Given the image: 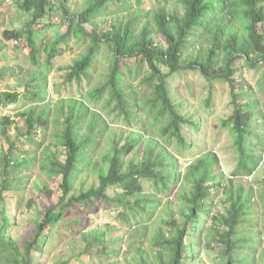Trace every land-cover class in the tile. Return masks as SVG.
Masks as SVG:
<instances>
[{
  "label": "trees",
  "instance_id": "obj_1",
  "mask_svg": "<svg viewBox=\"0 0 264 264\" xmlns=\"http://www.w3.org/2000/svg\"><path fill=\"white\" fill-rule=\"evenodd\" d=\"M69 1L22 0L20 7L30 17L22 27L2 32L5 40L26 45L37 67L24 75L26 95L45 100L46 73L57 43L45 46L43 66L36 35L53 26V16L45 17L56 7L69 22L64 35L90 38L64 80L87 77L105 44L111 51L106 80L88 90L86 98L97 102L107 93L106 102L115 101L124 124L117 130L109 127L86 100H59L54 108V123L60 128L55 133L57 148L42 145L39 156L31 146L37 144L35 131L47 125L51 112L46 101L41 110L30 106L23 113L24 132L16 127V138L23 136L26 149L11 139L10 117H1L0 132L8 149L0 158V264H35L33 251H41L60 223L83 242L82 253L109 258L105 264H187L210 243L217 249L219 264H264V171L258 172L264 164V135L257 130L264 110L243 74L244 68L259 71L257 88L264 95V0H153L149 16L142 8L145 0H85L75 14L66 6ZM173 1L181 12L168 10ZM109 14L106 25L98 23L99 16ZM86 23L94 25L90 31ZM154 34H161L165 45ZM132 58L137 71L144 66L140 81L150 90L147 94L125 80L123 65ZM181 70H196L208 81L228 84L233 110L220 122L231 134L238 158L231 174L213 150L182 168L171 149L190 146L191 138L182 128H199L195 114L173 98L167 86L169 75ZM18 97L16 91H2L0 105ZM131 123L145 126L133 129ZM102 139L107 149L95 158ZM37 161L46 177L60 175L58 201L37 211L26 231L12 237L3 191L17 189L23 170H31ZM76 206L80 208L67 217L68 209ZM103 208L114 212L120 227L111 221L90 226L89 213ZM121 227L126 234L119 233ZM124 243L127 249L120 256Z\"/></svg>",
  "mask_w": 264,
  "mask_h": 264
},
{
  "label": "rangeland",
  "instance_id": "obj_2",
  "mask_svg": "<svg viewBox=\"0 0 264 264\" xmlns=\"http://www.w3.org/2000/svg\"><path fill=\"white\" fill-rule=\"evenodd\" d=\"M21 1L0 0V93L2 91H16L19 93L17 101L7 106L0 105V119L2 116H8L12 121L11 124L7 125L11 139L13 141L18 140L19 143L24 141L23 136L16 138V127L19 128L20 132L26 130L25 119L22 116L23 113L30 106H34L36 111L41 110L42 104L46 101V108L51 113L48 117L47 125L35 131V142L40 147H37V144H35L31 146V149L32 152L36 153L39 150V156L42 145L50 144L52 151L56 149L57 147L54 146V141L56 140L55 133L60 128L54 123V116L56 114L54 108L57 106L59 100L67 98L86 100V102L103 114L109 127L117 130L124 124V119L118 111L115 101L108 104L106 102L107 93H104L97 102H92L86 98L88 90L98 87L100 83L105 82L106 67L111 56V51L105 44L101 45L100 50L94 58L92 67L87 70L88 76H81L79 81L67 83L64 78L69 66L73 64L74 60L85 53L90 38L84 34L76 37L73 32L64 35L68 29L69 22L68 19L62 17V13L56 7H53L45 17L57 16L55 21L52 17L51 22H53V26L46 28L45 31L39 32L36 35L39 61L43 66L47 54L44 49L45 46L57 43L56 55L52 58V65L46 73L45 100H36L31 95H26L28 89L22 83L25 81L24 75L27 77V73L33 72L37 67L31 63L26 45L20 43V41L15 43L11 40H5L2 36L3 30L20 28L30 17V14L20 7ZM83 1L85 0H70L66 6L71 13L75 14L85 6ZM155 4L156 2L153 0H145L143 2L142 8H145L149 12L147 16L152 14ZM175 8L179 12L182 11L180 5L173 1L169 4L168 10ZM108 12L112 15L114 11ZM111 15L99 16L98 23L106 25L111 19ZM93 26L91 23H86L84 28L86 31H90ZM154 38L162 45H165V40L161 34H154ZM135 65L136 63L133 58L123 65L122 71L125 80L133 83L137 91H144L147 94L150 90L146 84L142 85L140 81L144 73V66L140 67L139 71H137ZM40 69H43V67ZM166 69L164 67L163 71H166ZM243 74L255 87L257 91L255 93L260 98L261 108L264 110V95H261L257 88L259 71L254 72L251 68H244ZM166 82L170 95L178 101L182 100L187 111L193 112L196 117L195 119L199 120V128L196 131H190L189 127H185L186 129L182 128L183 132H186L191 138L188 140L190 146L181 149L176 147L171 148L178 155L181 167L183 168L187 164H191L192 160L197 159L200 154L213 150L219 156L222 168L226 173L231 174L234 172L238 158L232 143V136L228 129L223 127L220 122L221 118L229 116L233 110L228 84L220 79L208 81L196 70L173 72L166 79ZM208 100L209 103L207 102ZM257 119V130L261 135H264V116ZM141 125L145 126L143 123L130 124L133 129H139ZM99 144L100 147L97 149L98 152L95 158H99L102 150L107 149L103 139ZM27 146V144L20 145L23 149H26ZM7 149L8 142H6L0 132V158L2 153L6 152ZM64 158V154L59 156L60 160ZM1 169L2 160L0 159V171ZM44 171L37 161L33 164L31 170H23V180L17 184V189L13 188L3 191L7 199V208L11 218L10 224L12 227L9 228V231L12 237H17L26 231L32 220L36 218L37 211L44 206L55 204L58 201L60 175L46 177ZM262 171H264V164H260V169H258L259 173ZM88 174L89 176L91 175L89 172ZM258 182H254L256 183V188H259ZM79 208L80 206H76L75 209L69 208L66 216L71 218V212L77 211ZM105 210L106 208H103L89 213L90 226L93 227L95 224L101 225L104 222L111 221L114 225L120 227L121 225L114 218V212L111 210L108 213ZM55 229L56 233L52 234L49 242L41 247V251L40 249L33 251L35 264H105L109 260L106 257L100 258L82 253L83 242L75 238L67 230L64 223H60ZM116 232L118 233V231ZM116 232L114 234H117ZM119 233L126 234V228L121 227ZM212 245L213 243H210V247L203 246L198 256L187 264H219L216 254L217 249ZM126 249L127 244H122L120 256Z\"/></svg>",
  "mask_w": 264,
  "mask_h": 264
},
{
  "label": "built area",
  "instance_id": "obj_3",
  "mask_svg": "<svg viewBox=\"0 0 264 264\" xmlns=\"http://www.w3.org/2000/svg\"><path fill=\"white\" fill-rule=\"evenodd\" d=\"M54 21L57 19V16L56 17H53Z\"/></svg>",
  "mask_w": 264,
  "mask_h": 264
}]
</instances>
